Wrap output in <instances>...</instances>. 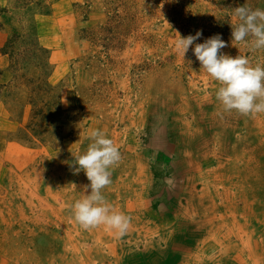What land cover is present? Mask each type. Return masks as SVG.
<instances>
[{
    "label": "rangeland",
    "instance_id": "1",
    "mask_svg": "<svg viewBox=\"0 0 264 264\" xmlns=\"http://www.w3.org/2000/svg\"><path fill=\"white\" fill-rule=\"evenodd\" d=\"M241 6L264 9V0H0V264L80 263L64 238L76 237L74 224L86 231L72 205L90 193L89 181L75 171L72 155L87 148L93 128L106 133L121 157L102 191L115 184L136 189V206L129 205L136 219L127 215V230L137 226L136 247L126 230L120 239L123 264H154L162 247L156 244L157 219L144 206L160 215L179 198L183 182L174 175L166 144L183 137L186 111L207 130L205 149L201 138L193 142L198 153L211 155L213 138L227 137L215 156L236 185L231 191L237 192V214L251 213L250 246L260 250L258 259L233 238L229 264H264V115L225 111L215 98L219 82L200 69L191 46L182 57L174 40V33L200 31L194 43L219 34L222 54L247 55L253 66H264V49L232 44V26L239 22L233 10ZM229 160L235 170L228 169ZM117 201L123 203L121 196ZM209 209L214 218L222 213ZM149 226L153 234L144 235ZM206 231L228 245L210 225ZM194 253L189 258L196 264H222L218 248ZM163 259L158 261L165 264Z\"/></svg>",
    "mask_w": 264,
    "mask_h": 264
},
{
    "label": "bare ground",
    "instance_id": "2",
    "mask_svg": "<svg viewBox=\"0 0 264 264\" xmlns=\"http://www.w3.org/2000/svg\"><path fill=\"white\" fill-rule=\"evenodd\" d=\"M192 113L193 112L191 111L185 112V125L183 123V128L180 129L183 133V137H178L176 139V142L171 139L166 144L168 150L166 151L167 154L170 153L172 156L174 155V158L170 163L174 175L175 177L180 178L183 182L180 187L178 196L179 198L176 202H174V204L166 207L164 211L160 213V215H157V213L150 211L151 208L148 209L144 206L145 214L153 216V219H157L156 230H154V232L158 234V240L156 244L157 246L160 245L162 247V249L155 251L156 255L159 257H157V259L162 260L163 256L160 254L164 253L165 259L163 260L165 261V264H179L181 262L180 254L186 251L185 257H183V262H181L180 264H196L197 262H199L198 259L196 260V258H189L194 252V256H196L199 251L210 252L213 248H218L219 256H216L218 261H220L222 264H229L230 261L228 257L232 249V246L230 245L234 241L233 238H236V240L240 241L243 246L241 250L243 248L248 250L249 258L253 257V260H256L258 259V256L256 254H259L258 251L260 250L254 252V250L252 249V245L250 246V237L252 236V234L248 232V229H251L249 228L251 224L249 223V221H251V213H244L245 216L243 217L237 214L238 207L235 202L237 192L231 191L232 189H234V187L236 188V185L232 183V178L229 177L230 175L227 176V174L222 173L224 172L223 170L225 168L222 167L223 164L221 162V158L219 156H215L217 150H224L223 147L226 143L227 137L222 136L219 138L215 136V138H213L215 139L214 143L216 144L217 148L212 151L211 155L206 154L205 150L204 155L198 153L193 147V142L196 138H201L202 144H200L202 148L205 149L203 134L207 132V130L200 128V126L198 125V117L194 113ZM262 115H264V112L258 113L259 117H262ZM164 118L165 116H161L160 122H162ZM181 121L184 120L182 119ZM156 124L159 125L158 122H156ZM208 125L210 126V123ZM173 127L174 124L168 126V128L171 129ZM261 129L262 128H260L259 131L260 134L263 135L264 132H262ZM166 131H168V129L163 126V128L161 129V134H165ZM255 131H257V129ZM126 149L130 150L131 147H127ZM215 159L218 161H216ZM214 162H217V166L215 168H211L212 165H214ZM226 163L228 164L229 170L234 169V164H232L230 160ZM227 172L229 173V171ZM114 187L115 189L102 191V194L105 197L106 201L110 203L116 211L123 213L125 216L129 214L128 216L136 219V214L134 213V211L129 209V205H131L132 202H134L135 204L133 205L136 206V189L135 191L130 190V188L123 189L119 186V184H115ZM145 193L146 191L144 190L140 192V200L138 201L139 206L144 205L143 196L145 195ZM133 195L135 198L132 200V198L130 197V199L132 200L130 201L127 196ZM119 196H121L122 198L123 203L121 204H119L117 201V198ZM205 197H208L209 199L207 200ZM229 198H231L230 202H228V200H230ZM216 200H218L219 202L217 203ZM224 200L225 205H222V201ZM62 206L63 204L61 203V207ZM211 207L213 209V213L216 211H222V213H225L226 216L222 218L221 216L223 215L221 213L218 218H214L215 215H211L212 210L209 209ZM205 213H208L207 215L212 220L208 219ZM140 217H143L142 213H140ZM227 219H231V224L228 223ZM241 221L243 223H241ZM176 225L180 227V231L177 232L179 233V237L175 236L176 233L173 234L174 232H176ZM209 225L211 226V228L215 229V232L217 234L222 233L220 238L224 239L228 243V245H223V242L218 240H216V242L215 240H212L213 238L216 239V236L213 233L206 231V228H208ZM73 227L75 228L76 237L75 235L73 237L69 235L68 237L66 236V238H64V243L69 245L68 247L72 251L71 257L73 258V261L78 260V262H80L78 264H123L122 256L124 252L122 250L120 242L122 235L117 234L115 230L109 229L105 225H99L87 229L84 228V230L86 231H83L82 229L80 230V228L75 224L73 225ZM136 227H133L131 229L129 228L130 230L126 231L133 237V241L130 240L133 247H136ZM151 227L149 226L144 230V235L150 236L153 234V232H150L153 231ZM139 233L143 234L142 231ZM186 234H188V236ZM204 234H207L206 236L208 237L200 238L201 235ZM173 238H177L178 240ZM111 241L113 242L111 243ZM92 242H96V246L90 244ZM222 248H224L225 251H221ZM221 254L225 255L222 256ZM224 257L225 259H223ZM158 260H154V264H161ZM212 262L214 264L217 263V261L214 259L212 260ZM134 264H136V262Z\"/></svg>",
    "mask_w": 264,
    "mask_h": 264
},
{
    "label": "clouds",
    "instance_id": "3",
    "mask_svg": "<svg viewBox=\"0 0 264 264\" xmlns=\"http://www.w3.org/2000/svg\"><path fill=\"white\" fill-rule=\"evenodd\" d=\"M238 23L232 26V44L251 45L253 50L264 49V9H252L247 6L233 10ZM201 37V32L181 37L174 33L175 49L183 57L191 46L193 55L199 61L206 75L219 82L215 91L216 100L225 111L235 110L240 114L264 112V66H253L247 55L231 57L220 50L225 42L219 34L194 43ZM67 105L69 101L61 98ZM87 148L72 155L75 171H83L89 184V194L72 205L75 221L85 229L105 225L124 234L129 226V218L116 211L102 194V189L111 183V168L120 160V152L106 133L98 128L90 129ZM75 188V185H73Z\"/></svg>",
    "mask_w": 264,
    "mask_h": 264
}]
</instances>
